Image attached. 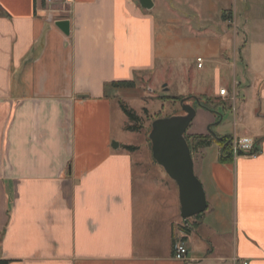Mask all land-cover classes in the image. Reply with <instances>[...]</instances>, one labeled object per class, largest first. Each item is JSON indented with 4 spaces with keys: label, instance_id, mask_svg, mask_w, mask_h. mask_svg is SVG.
Masks as SVG:
<instances>
[{
    "label": "crops",
    "instance_id": "1",
    "mask_svg": "<svg viewBox=\"0 0 264 264\" xmlns=\"http://www.w3.org/2000/svg\"><path fill=\"white\" fill-rule=\"evenodd\" d=\"M153 1L147 10L138 0H72L49 8L45 0H0V260L264 264V113L251 121L245 114L250 90H258L264 112V78L247 76L243 56L232 91L216 82V98L230 106L213 112L221 119L214 132L229 135L221 130L224 117L231 110L236 122L238 111L243 131L232 136L253 139L260 153L222 161L219 144L193 147L208 207L187 230L178 185L163 167L137 162L136 151L124 147L129 143L112 146L116 94L106 91L154 68L153 10L165 0ZM197 1L210 37L221 29L239 41L249 25L264 24V0H234L232 9L222 0ZM57 20H69V34ZM232 24L236 29L227 31ZM236 60L215 62L236 68ZM180 240L188 246L185 260L174 257Z\"/></svg>",
    "mask_w": 264,
    "mask_h": 264
},
{
    "label": "rangeland",
    "instance_id": "2",
    "mask_svg": "<svg viewBox=\"0 0 264 264\" xmlns=\"http://www.w3.org/2000/svg\"><path fill=\"white\" fill-rule=\"evenodd\" d=\"M233 1L222 0L221 6L228 4L232 9ZM46 5L48 6V4ZM54 5L63 6L64 4L55 3ZM196 11L195 0L158 2L153 10L154 15L158 18V50L154 68L135 74L133 86L121 88V90L107 88L106 92L113 91L116 94L112 111L114 125L112 142L129 143L137 147L133 150L136 151L135 159L137 162L143 160L147 164L154 160L149 139L152 122L159 117L184 114L183 99H185V103L193 105L197 111L196 117L186 132L191 151L199 141L198 138H195L198 136L211 138V144H215L214 148H217L216 144L218 143L213 139V134H216L214 129L220 131L218 123L221 119L215 120V113H213L215 110L205 108V105L214 106L216 111L224 108L221 103H218L222 99L216 98V82H219L218 85H225L227 89L230 88L229 90L232 91L235 74L240 76L241 73L243 64L241 56L244 57V62L249 67L247 76L251 80L252 78H264V24L249 25V29L246 30L248 36L244 34V39L240 35L239 41L234 39V34L225 35L221 29L216 30L217 36L210 37L211 34L202 32L203 28L208 27V23L201 22ZM165 20L170 24L164 25ZM211 27L214 29L215 25L212 24ZM226 28L227 31L229 29L234 30L236 26L232 24L227 25ZM201 32L204 34H200ZM198 57H202L204 60L201 68L198 67ZM228 58L233 59V61L234 58L235 60L237 58L235 61L236 68L225 66L222 62L219 63L224 59L227 61ZM257 92L258 90H255V93L254 90H250L248 93L253 96L245 113L248 121L256 119L259 114L264 113L260 109L258 96L255 98ZM196 98L200 99V104ZM225 102L229 108L230 101ZM239 105L237 101L235 104L237 109ZM124 107L134 112L137 118H132ZM237 113L235 122L234 113L227 110L224 117L225 121L221 126L222 131L232 135L237 129L239 134L242 133L243 127L239 125ZM235 123L238 124L237 128H235ZM127 125L132 126V128L127 129ZM155 164L156 168L162 172L163 169L157 163ZM138 166L140 165L137 164L136 171L140 173ZM147 170L151 175L152 171L149 168ZM140 188L137 183V193H139ZM206 212L202 214H206ZM0 213L4 215V207L2 208V206H0ZM196 216L190 218L188 222H184L186 225L183 227H188L191 219L198 218ZM2 227V223H0V230H3Z\"/></svg>",
    "mask_w": 264,
    "mask_h": 264
},
{
    "label": "water",
    "instance_id": "3",
    "mask_svg": "<svg viewBox=\"0 0 264 264\" xmlns=\"http://www.w3.org/2000/svg\"><path fill=\"white\" fill-rule=\"evenodd\" d=\"M147 10L154 7L153 0H138ZM55 24L65 33H70L69 20H57ZM198 104L200 99L196 98ZM184 114L156 118L151 125L149 139L154 160L163 167L167 175L179 188L180 215L184 222L207 210L208 203L202 181L194 170L192 151L186 132L196 117V108L182 100ZM114 148L119 146L113 142Z\"/></svg>",
    "mask_w": 264,
    "mask_h": 264
},
{
    "label": "trees",
    "instance_id": "4",
    "mask_svg": "<svg viewBox=\"0 0 264 264\" xmlns=\"http://www.w3.org/2000/svg\"><path fill=\"white\" fill-rule=\"evenodd\" d=\"M134 84H135V82H130V81H123V82L115 83V85H117V87H121V88L130 87V86H133ZM215 101H212V102L215 103ZM218 103H221L223 105V107H224L223 109H227L225 101L219 100ZM205 108L215 110L214 112L216 113V108L214 106L211 107V106H206L205 105ZM125 111L132 118H134V119L137 118V115L134 112H132L131 110H128V109L125 108ZM126 128L129 129V128H132V126L127 125ZM195 138L199 139L198 143L196 145H194V148H196V149H197V147H204V146H208V145L211 144V138L204 137V136H198V137H195ZM232 138H233L232 135L213 134V139L215 141H217V143L221 146V150H222L221 160L222 161H232V159H233ZM124 147L127 148L128 150L137 149V147L132 146V145H126ZM202 215L203 214H199L196 217H200ZM184 228L187 230V227H184ZM7 263H8L7 260H0V264H7Z\"/></svg>",
    "mask_w": 264,
    "mask_h": 264
},
{
    "label": "built area",
    "instance_id": "5",
    "mask_svg": "<svg viewBox=\"0 0 264 264\" xmlns=\"http://www.w3.org/2000/svg\"><path fill=\"white\" fill-rule=\"evenodd\" d=\"M72 0H45L48 5H54L55 3L60 4H68ZM199 65L202 64V58H198ZM232 150L234 157L244 155L249 157H257L260 153L258 149L257 143L251 139L246 137H239L234 135L232 138ZM188 255V246L187 244L180 240L174 245V257L176 259L185 260Z\"/></svg>",
    "mask_w": 264,
    "mask_h": 264
}]
</instances>
